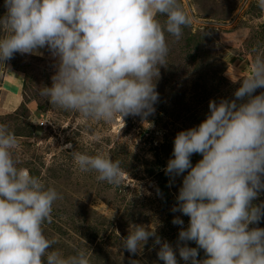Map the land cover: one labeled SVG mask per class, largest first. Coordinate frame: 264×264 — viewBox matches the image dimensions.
<instances>
[{
	"label": "clouds",
	"instance_id": "1",
	"mask_svg": "<svg viewBox=\"0 0 264 264\" xmlns=\"http://www.w3.org/2000/svg\"><path fill=\"white\" fill-rule=\"evenodd\" d=\"M257 6L264 10V0ZM4 7L0 71L17 53L47 49L55 73L39 95L105 122L155 112L156 81L170 52L166 34L179 41L192 23L179 0H4ZM253 52L251 73L239 80L234 99L210 100L206 119L175 136L165 173L187 174L171 211L189 217L187 227L179 216L172 221L181 226L176 247L162 241L156 227L132 224L121 248L138 254L154 238L163 264H178L177 251L184 264H264V228L250 227L264 219V202L254 203L264 192V92L254 95L264 88V51ZM18 148L15 133L0 124V264H90L84 250L65 256L54 247L58 238L45 235L43 225L62 196L19 166ZM193 154L202 156L194 166ZM72 156L81 172L121 183L120 161L103 153Z\"/></svg>",
	"mask_w": 264,
	"mask_h": 264
},
{
	"label": "rangeland",
	"instance_id": "2",
	"mask_svg": "<svg viewBox=\"0 0 264 264\" xmlns=\"http://www.w3.org/2000/svg\"><path fill=\"white\" fill-rule=\"evenodd\" d=\"M192 20L179 41L167 35L170 52L167 66L160 67L156 81L158 102L146 118L117 115L111 122L84 119L64 111L39 95L52 84L55 59L47 49L43 55L19 53L0 71V124H6L19 142L20 167L41 178L62 196L53 204L51 223L43 225L54 247L65 256L84 250L90 264H163L154 238L138 254L121 248L130 225L156 227L162 241L174 248L180 231L172 223L179 216L187 227L189 217L172 212L183 175H166L173 158L178 132L198 126L209 114V101L234 99V92L251 73L254 48L264 51V10L257 0H179ZM6 12L0 0V16ZM161 21L165 17H158ZM21 77L20 104H4L7 72ZM9 76V75H8ZM7 76V77H8ZM5 82V83H3ZM264 92L257 89L254 95ZM71 144V148L65 145ZM103 153L121 162L124 176L119 185L96 179L97 173L81 172L72 152ZM202 159L193 154V166ZM264 202L261 192L254 203ZM113 218L111 219V217ZM250 227L264 228V219ZM193 247L194 242H187ZM199 260L205 259L198 255ZM178 264H184L177 251Z\"/></svg>",
	"mask_w": 264,
	"mask_h": 264
},
{
	"label": "crops",
	"instance_id": "3",
	"mask_svg": "<svg viewBox=\"0 0 264 264\" xmlns=\"http://www.w3.org/2000/svg\"><path fill=\"white\" fill-rule=\"evenodd\" d=\"M7 76H5L4 81H6V78H7L6 82L12 83L13 88L9 89V90L7 89L8 96L6 99V103L4 104V107L10 108L9 104H12V105H14V107H13V109H14L20 104V99H19L20 97L18 94V90H19L20 83H21V81H20L21 77L18 76L17 74H14L13 71L7 72ZM3 83H5V82H3ZM10 109H12V108H10Z\"/></svg>",
	"mask_w": 264,
	"mask_h": 264
},
{
	"label": "trees",
	"instance_id": "4",
	"mask_svg": "<svg viewBox=\"0 0 264 264\" xmlns=\"http://www.w3.org/2000/svg\"><path fill=\"white\" fill-rule=\"evenodd\" d=\"M193 247H197V245L195 244V242L193 244ZM204 255H205L204 251L202 249L199 250V256L204 257Z\"/></svg>",
	"mask_w": 264,
	"mask_h": 264
}]
</instances>
